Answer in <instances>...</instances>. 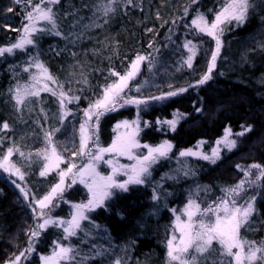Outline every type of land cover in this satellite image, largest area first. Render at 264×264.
Returning <instances> with one entry per match:
<instances>
[{
	"label": "trees",
	"instance_id": "obj_1",
	"mask_svg": "<svg viewBox=\"0 0 264 264\" xmlns=\"http://www.w3.org/2000/svg\"><path fill=\"white\" fill-rule=\"evenodd\" d=\"M36 2L38 0H33ZM99 2L60 0L53 10L58 13L63 36L41 34L36 45L0 57V124L6 121L10 125L8 130L0 131V137L4 139L0 153L15 143L20 151L33 154L31 161L18 154L13 161L24 172V180L17 184L34 194L29 197L34 204L58 180L55 173L39 174L44 162L35 153L43 149L45 131L60 128L53 136V144L63 158L71 161L76 157L72 155L73 140L78 150V128L84 120L83 109L98 97L106 83L112 82L105 79L109 70L123 74L136 55L151 57L154 66L150 67L149 61L145 64L131 83L132 90L127 91L128 95L147 98L190 84L193 87L164 101L150 102L139 112L137 106L130 105L105 114L100 119L99 143L101 147H108L116 135V124L139 116V135L143 144L157 146L167 140L173 147L167 158L154 165L149 181L126 192L120 191L103 207L88 214L89 220L83 221L90 229L87 238L82 240L77 236L65 243L79 248L81 257H92L93 246L109 249L103 257L86 259L85 264H114L117 258L122 264H167L166 243L175 222L173 209L184 206L190 198L201 208L207 207L224 195V189L248 179L236 165H264V0H255L256 8L250 11L243 26H227L213 78L203 85H197L196 81L206 71L215 42L206 34L193 31L191 20L197 12L206 13L212 20V13L221 7L222 0H196L195 3L191 0H133V4L127 6L126 0H119L115 13L108 17L96 11ZM19 5L14 0H0V47L10 46L20 35L13 30L20 29L22 12ZM10 7L13 11L7 12ZM186 7L187 14L184 12ZM77 19L80 22L74 25ZM93 22L102 27L84 29V25ZM73 32L82 34L81 38H64ZM186 41L199 46L192 68L181 66L189 54L183 47ZM32 57H38L44 63L64 84L65 91L71 89L69 95L80 97L67 104L70 115L63 121L58 122L60 106L57 97L50 92L29 97L22 111L18 112L14 106L9 89L31 82L30 77L36 69H24ZM85 77L88 83H83ZM137 87L141 89L139 93L135 90ZM177 110L182 118L174 131L166 123H160L176 118ZM241 125H251V131L236 137L235 133L242 130ZM229 127L233 138L237 139V147L231 151L222 149L215 163L180 156L181 151L199 148L203 153L211 154L216 141ZM184 170H190V174L184 176ZM257 172L253 169L251 179H255ZM166 174L178 178L162 179ZM245 187L248 195L258 193V214L252 218L248 230L241 228V236L259 242L264 240V182L261 186ZM154 188L160 195L159 200L152 199ZM65 198L87 202L90 194L85 187L76 184L66 191ZM29 201L22 198L19 189L0 171V264L28 247L26 229L36 223ZM70 211L69 206L63 205L54 213L67 216ZM90 222L99 227L93 228ZM60 236L51 229L43 231L35 245L36 251L29 254L26 264H41L40 256L50 254ZM213 246L216 247L215 243ZM217 259L219 257L212 254L201 264Z\"/></svg>",
	"mask_w": 264,
	"mask_h": 264
},
{
	"label": "snow or ice",
	"instance_id": "obj_2",
	"mask_svg": "<svg viewBox=\"0 0 264 264\" xmlns=\"http://www.w3.org/2000/svg\"><path fill=\"white\" fill-rule=\"evenodd\" d=\"M59 2L60 0H38V2L33 3V0H23L26 7L31 5V10L25 13L23 27L21 29H13L22 34L10 46L0 47V57H4L6 54H15L16 50H26L28 45H36L41 34L63 36L64 34L59 26L58 13L53 10V6L59 4ZM118 2L119 0H100L96 5V11L102 12L104 17H108L110 13H115V5ZM191 2L195 3L196 0H191ZM14 3L19 4L21 0H14ZM128 4H133V0H126L125 6ZM255 8V0H222L221 7L212 13V20L208 19L206 13L197 12L196 16L191 20L193 31L206 34L215 42V48L210 52L208 58L206 71L196 81L197 85H203L213 78L212 74L220 57L224 43L222 37L227 26L232 24L243 26L249 19L250 11H254ZM6 11L12 12L13 9L10 7ZM184 12L187 14V7ZM209 12H212V10H209ZM93 15L95 16V12ZM157 16L159 18V13H157ZM79 22V19H77L73 23L75 25L79 24ZM173 23H175V20H173ZM93 26L102 27V25L95 24V22L83 27L86 30ZM147 31L153 30L147 29ZM81 35L73 32L64 38L69 39V37L74 36L76 39H80ZM71 42L75 43V40ZM183 47L188 49L189 54L186 60H182L181 66L192 68L199 46L192 41H186ZM206 54L208 53L206 52ZM73 55L76 54L73 53ZM145 60H149L150 67L154 66L151 57L136 55L123 74L115 71V69H110L105 79L112 82L106 83L98 97L90 101L88 107L83 109L84 120L79 124L78 128V150L73 140L72 155L79 156L81 159L86 156V164L77 169V166L72 163L66 169H60L59 166L63 162V158L53 144V136L60 131V128H52L50 131H45L46 147L35 153L36 157L43 158L44 161L39 174L40 176H47L59 169V179L50 188L49 192L43 197L36 199L34 204L29 201V197L34 194L12 179L15 176L19 177L20 180H24V172L11 159L13 155L18 154L20 157L31 161L33 154L20 151L15 143L9 146L4 153H0V171L5 173L10 182L19 189L22 198L25 201H29L31 211L35 214L36 220L34 227L30 226L26 229V235L29 237L28 247L20 251L19 255L10 256L5 261V264H21L22 260H27L29 254L36 251L35 245L39 237L49 227L60 228L62 232L54 243L50 254L40 256L42 264H85L86 259L103 257L109 252V249L93 246L94 254L92 257H81L80 249L74 247L70 242L65 243V241H70L71 238L77 236H81L82 240L87 238L90 235V229L84 226L82 222L89 220L88 213L96 208L103 207L105 201L115 194L114 190L118 189L126 192L129 189V185H142L149 181L153 165L157 164L161 159L167 158L173 146L167 140L155 147L147 144L141 145L138 140V135L141 131L139 127L140 119L137 116L134 121L124 120L117 123L115 126L117 131L115 139L108 147H101L99 143L101 117L126 105H136L139 112L142 108H146L150 102L164 101L186 92L188 87H193L190 84L188 87H181L159 96H148L147 98L129 96L125 90H132L130 83L140 73L141 65ZM31 68L37 69V72L31 75L29 84L23 86L17 84L14 88L9 89L15 101L14 106L18 112L22 111L29 97H39L41 92H50L57 97L60 106L58 122L63 121L70 115L67 110V104L78 101L80 97L69 95L71 89L69 88L65 91L64 84L49 72L48 68L38 57H32L31 62L24 71H29ZM83 83H88L86 77L83 79ZM50 85H55V88ZM169 87L171 88L172 86L169 85ZM135 90L137 93L141 91L140 87ZM43 111L41 108V112ZM197 111H201V109H197ZM44 117L47 118V113H44ZM180 118H182V114L177 110L176 118L160 123H166L174 131ZM145 127H148V122H145ZM9 128L10 125L6 121L0 124V131H5ZM121 128L130 130L120 132L119 129ZM241 129L240 132L235 133L236 137H242L247 132H250L251 125H241ZM90 142L92 147L96 149L95 151H92L89 147ZM3 143V137H0V144ZM202 143L201 141L200 144ZM141 147L147 149V154H136V150ZM236 147L237 139L233 138L232 129L229 127L225 130L224 136L216 141V147L212 149L210 155L187 149L181 151L180 156H201L204 160L215 163L220 158L222 149L231 151ZM109 153L113 154V158L105 160V154ZM120 156H127L135 162L130 165H122L119 163ZM101 162L111 165V174L102 175L97 171V167ZM236 167L241 169L248 179H242L236 185L224 189L222 197L204 208H201L199 203L190 198L183 212L175 217L171 237L166 243L167 264H201V261L207 260L212 254L217 255L219 259L211 260L209 264H264V240L259 242L250 241L241 236V228L248 230L251 227L252 218L258 214L256 207L258 193L248 195L245 186L247 185L248 188L261 186V182H264V165L253 163L245 167L238 164ZM74 169L76 170L74 171ZM253 169L258 170L255 174V179H251L254 174ZM120 173L127 177L123 182L117 179ZM189 174L190 170L183 171L184 176ZM69 177L71 180L67 187H71V185L79 181L88 188L90 198L86 203L80 202L72 205L74 211L71 213L70 219L54 218L51 215V207L54 206L53 202L57 197H63V193L66 190L65 181ZM177 178L178 176H170L168 174L162 177V179L173 180ZM153 191L152 199L159 200V193H157L155 188ZM37 205L38 207H36ZM173 211L175 212L176 210L173 209ZM182 217L186 218L182 219ZM90 223L93 228L99 227L94 222ZM214 243L216 247L213 246ZM114 264H122V260L117 258Z\"/></svg>",
	"mask_w": 264,
	"mask_h": 264
},
{
	"label": "rangeland",
	"instance_id": "obj_3",
	"mask_svg": "<svg viewBox=\"0 0 264 264\" xmlns=\"http://www.w3.org/2000/svg\"><path fill=\"white\" fill-rule=\"evenodd\" d=\"M20 5L19 6H21V12H22V17H21V19H20V21H19V27H20V29L23 27V24L25 23V20H24V16H25V13H26V11H29V10H31V5H28L27 7L25 6V4L23 3V0H21V3H19ZM22 33H20V35H21ZM28 46H30V45H28ZM148 61L149 60H145L144 62H143V64L141 65V69H140V72H142V70H143V68H144V66H145V64H147L148 63ZM36 72H37V69H36ZM140 74V73H139ZM138 74V75H139ZM138 75L136 76V78L138 77ZM136 78H135V80H136ZM134 81H132L131 83H133ZM131 83H130V86H131ZM51 87H53V88H55V85H50ZM126 92L128 91L127 89L125 90ZM42 94L44 93V92H41ZM129 96H131V95H129ZM130 105H126V106H124V107H121V108H117V110H120V109H123V108H127V107H129ZM136 106V105H135ZM143 109V108H142ZM141 109V110H142ZM137 119V118H136ZM136 119H134V120H136ZM134 120H128L129 122H131V121H134ZM139 127H140V129H141V125H139ZM130 129H124V128H121V129H119V131L120 132H125V131H129ZM141 133V131L139 132V134ZM116 134H117V131H116ZM115 137H116V135H115ZM115 137H114V139H115ZM138 140H139V142H140V144L141 145H145V144H143L142 142H141V140H140V135H138ZM46 141H44V146H43V149L46 147ZM91 143V142H90ZM90 143H89V147L92 149V151H95L96 149L94 148V147H92V146H90ZM147 145H149V144H147ZM149 146H151V145H149ZM151 147H155V146H151ZM193 151H199L200 153H203V151H202V149H195V150H193ZM57 152L59 153V150H57ZM136 154L137 155H140V154H147V149H145V148H143V147H141L140 149H137L136 150ZM169 154V153H168ZM203 154H209V153H203ZM17 154H15V155H13V157L11 158L12 159V161H13V158H15V156H16ZM210 155V154H209ZM193 157H198V158H202L201 156H193ZM63 158V157H62ZM111 158H113V154H111V153H109V154H105V157H104V159L105 160H108V159H111ZM43 159V158H42ZM14 162V161H13ZM44 162V161H43ZM135 161H133V160H130L127 156H120L119 157V163L120 164H122V165H130V164H133ZM72 163H74L76 166H77V169L79 168V167H81L83 164H86L87 163V157L85 156L83 159H81L79 156H76L75 158H73V159H71V161H67L65 158H63V162L62 163H60V166H59V168L60 169H66L67 167H69L70 166V164H72ZM156 165V164H155ZM153 167H154V165H153ZM76 169H74V171H75ZM58 171H59V169H57L56 171H53V172H51L50 174H52V173H55V174H57L58 175ZM97 171H99L102 175H109V174H111V165H109V164H106V163H103V162H101L99 165H98V167H97ZM2 172V171H1ZM49 174V175H50ZM48 176V175H47ZM14 179H15V181L17 180V183L18 182H20V181H22V180H20L19 179V177H13ZM58 179H59V177H58ZM117 179L120 181V182H123L124 180H126L127 179V177L123 174V173H120V174H118V176H117ZM70 180H71V178L69 177V178H67L66 179V181H65V186H66V190H65V192L63 193V197L61 198V197H57L55 200H54V206L53 207H51V215L54 217V218H61V219H70V216H71V213L74 211V209H73V207H72V205L73 204H76V203H80V201H71V200H69L68 201V199H66L65 198V194H66V191L68 190V189H70V188H72L74 185H76V184H80L81 186H83V187H85L87 190H88V188L86 187V185L85 184H82V183H80L79 181H77V183L76 184H73V185H71V187H67V185L70 183ZM57 182H58V180H57ZM137 184H133V185H129V189L131 188V187H133V186H136ZM128 189V190H129ZM115 191V194L111 197V198H113L117 193H119L120 192V190H114ZM49 192V191H48ZM89 192V191H88ZM121 192H123V191H121ZM89 194H90V192H89ZM110 198V199H111ZM110 199H108V200H106L105 201V203H107ZM86 203V202H85ZM198 203V202H197ZM63 205H67V206H69L70 208H71V213H69L67 216H61V215H59V214H57V213H54V212H56V211H59L60 210V208L63 206ZM187 205V203L184 205V206H182V207H180V208H178V209H175L176 211L174 212L173 211V214H174V219H175V217L177 216V215H180L182 212H183V209H184V207ZM36 207H38V205L36 206ZM100 208V207H99ZM96 209H98V208H96ZM95 209V210H96ZM92 212V211H91ZM32 215H33V219H34V221L36 222V220H35V214L32 212L31 213ZM89 214V213H88ZM184 218H186V217H182V219H184ZM83 223V222H82ZM52 230L54 233H57V234H61V232H62V230L60 229V228H56V227H49L47 230ZM46 230V231H47ZM177 235H179V233H177ZM28 258H29V256H28ZM21 264H26V260H22V262H21ZM41 264H42V261H41Z\"/></svg>",
	"mask_w": 264,
	"mask_h": 264
}]
</instances>
